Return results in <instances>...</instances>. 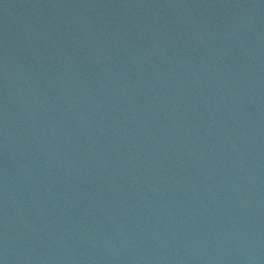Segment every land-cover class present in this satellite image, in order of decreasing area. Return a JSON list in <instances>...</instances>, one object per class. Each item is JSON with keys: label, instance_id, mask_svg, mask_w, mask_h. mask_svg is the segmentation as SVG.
Returning <instances> with one entry per match:
<instances>
[{"label": "water", "instance_id": "1", "mask_svg": "<svg viewBox=\"0 0 264 264\" xmlns=\"http://www.w3.org/2000/svg\"><path fill=\"white\" fill-rule=\"evenodd\" d=\"M0 264H264V0H0Z\"/></svg>", "mask_w": 264, "mask_h": 264}]
</instances>
